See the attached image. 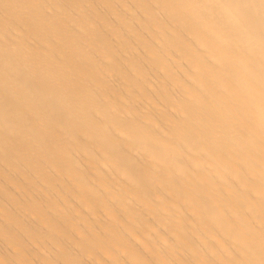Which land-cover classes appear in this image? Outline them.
Listing matches in <instances>:
<instances>
[{
	"label": "bare ground",
	"instance_id": "obj_1",
	"mask_svg": "<svg viewBox=\"0 0 264 264\" xmlns=\"http://www.w3.org/2000/svg\"><path fill=\"white\" fill-rule=\"evenodd\" d=\"M0 264H264V0H0Z\"/></svg>",
	"mask_w": 264,
	"mask_h": 264
}]
</instances>
